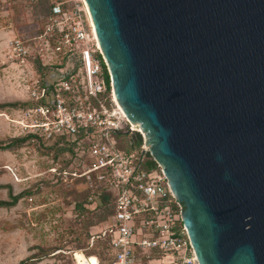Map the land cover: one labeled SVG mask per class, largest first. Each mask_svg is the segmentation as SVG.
Instances as JSON below:
<instances>
[{
  "label": "water",
  "instance_id": "water-1",
  "mask_svg": "<svg viewBox=\"0 0 264 264\" xmlns=\"http://www.w3.org/2000/svg\"><path fill=\"white\" fill-rule=\"evenodd\" d=\"M197 264H264V0H82Z\"/></svg>",
  "mask_w": 264,
  "mask_h": 264
},
{
  "label": "built area",
  "instance_id": "built-area-1",
  "mask_svg": "<svg viewBox=\"0 0 264 264\" xmlns=\"http://www.w3.org/2000/svg\"><path fill=\"white\" fill-rule=\"evenodd\" d=\"M48 4L43 29L31 45L19 37L7 43L4 57L9 63L23 64L30 58L47 67L42 77L34 72L24 83L25 99L32 104L11 121L43 142L58 139L70 145L67 167L60 171L50 167L51 174L64 181L78 179L114 199L112 214L97 232L89 233L90 244L94 239L105 242L103 257L78 249L58 250L50 257L66 255L69 264H197L160 166L149 154L155 166H144L148 152L143 133L122 114L111 95V83L104 80L83 1ZM46 52L56 62H43ZM122 135H138L142 142L119 152L113 137Z\"/></svg>",
  "mask_w": 264,
  "mask_h": 264
},
{
  "label": "rangeland",
  "instance_id": "rangeland-1",
  "mask_svg": "<svg viewBox=\"0 0 264 264\" xmlns=\"http://www.w3.org/2000/svg\"><path fill=\"white\" fill-rule=\"evenodd\" d=\"M48 3L49 0H0V43L6 44L10 38L19 37L31 45L32 38L44 25ZM5 51L1 53L0 82L15 80L11 84L15 93L8 98L6 88L0 84V103L23 102L26 100L24 83L34 77L32 59L25 58L23 64H12L4 57ZM50 56L46 52L43 62L55 60ZM24 108L0 109V144H11L9 150L0 151V201L8 200L7 189L10 194L30 192L17 197L10 208H0V264H17L18 261L22 264H54L55 261L69 264L66 255H50L71 249L97 253L104 241L94 239L90 244L89 233L102 227L110 208L98 205L97 189L87 187L78 179L64 181L48 171L50 167L56 171L65 170L63 162L67 155H61L53 162L50 155L53 151L42 148L40 140L10 142L26 136L25 128L11 121L19 119ZM113 139L117 151L124 153L130 149L128 135ZM43 143L48 146L50 141ZM87 201L89 204L84 211L73 207L75 203Z\"/></svg>",
  "mask_w": 264,
  "mask_h": 264
},
{
  "label": "trees",
  "instance_id": "trees-1",
  "mask_svg": "<svg viewBox=\"0 0 264 264\" xmlns=\"http://www.w3.org/2000/svg\"><path fill=\"white\" fill-rule=\"evenodd\" d=\"M48 7L49 4H47V12H48ZM46 12V13H47ZM46 15V14H45ZM44 22V21H43ZM43 26L40 28V31H42ZM56 35H54L50 40H51V46H54V39H55ZM59 55V54H58ZM60 56V55H59ZM61 61H64V56L61 57ZM31 65L33 66V70L36 74H38V76L42 77L43 74L45 73V71L47 70V67L45 66H41L39 61L37 59H33L31 60ZM102 69H103V76H104V80L107 83V85L109 86V79H108V75L107 72L104 68V65L102 64ZM107 86V87H108ZM32 104L31 101L29 100H24L22 101H11L10 103H0V109L3 108H9V107H28ZM39 141V145L43 148H46L48 150H52L53 152L50 154L51 155V159L53 162L57 161V159L59 158V156L61 155H67L70 154V145L62 140H55V141H51L48 146H46L47 144H44L43 141L41 139H39L37 136H33L31 134H26V136L20 137V138H15V139H11L10 142H14V143H28V142H33V141ZM129 141L131 143H129V148H138L139 144H141L142 140H140V138L138 137V135H136L133 138H129ZM11 144L6 143V144H0V151H7L10 149ZM146 156V160L144 163V166L146 168H151L155 166V163L149 158L148 153L145 154ZM67 160L64 159L63 164L65 166H63V168H66L70 159L67 157ZM80 183H82L80 181ZM83 184V183H82ZM74 192V191H73ZM22 194L28 195L30 192L28 190H25L23 192H21ZM22 194H10L9 189H7V197L8 200L7 201H0V208H10L11 206H13L16 201H17V197H19ZM99 199V204L100 207H104L107 206L110 208V212L108 214L109 217L112 214V209H113V204L112 201L114 200L110 194H108L107 192H101L98 195ZM89 204V202H82V203H75L73 205V207L78 210V211H84L87 208V205ZM99 241V240H98ZM100 242V241H99ZM102 242V241H101ZM103 243V242H102ZM99 246V244H98ZM105 251H107L105 242L103 244H100L99 248H97V253L95 252H91L92 254H95L96 256H98V258L103 257V255L105 254ZM23 262L18 261L17 264H22Z\"/></svg>",
  "mask_w": 264,
  "mask_h": 264
},
{
  "label": "crops",
  "instance_id": "crops-1",
  "mask_svg": "<svg viewBox=\"0 0 264 264\" xmlns=\"http://www.w3.org/2000/svg\"><path fill=\"white\" fill-rule=\"evenodd\" d=\"M11 39V38H10ZM10 41V40H9ZM7 43H8V41H7ZM7 43L5 44L4 42H1L0 43V47H2V48H0V62H1V60H2V52L4 51V50H6L7 49ZM17 74L18 73H16V76H17ZM14 82H15V80H14ZM14 82H9V80L8 81H6V82H4V81H1L0 82V84L2 85V87H4V88H6V95L8 96V98H10L12 95H14V87L11 85L12 83H14ZM22 94H23V92H22ZM7 103H10V102H7Z\"/></svg>",
  "mask_w": 264,
  "mask_h": 264
},
{
  "label": "bare ground",
  "instance_id": "bare-ground-1",
  "mask_svg": "<svg viewBox=\"0 0 264 264\" xmlns=\"http://www.w3.org/2000/svg\"><path fill=\"white\" fill-rule=\"evenodd\" d=\"M85 7V6H84ZM92 31H93V28H92ZM93 34H94V31H93ZM94 38H95V34H94ZM95 40H96V38H95ZM96 43H97V41H96ZM98 45V44H97ZM99 47V46H98ZM112 97H113V93H112ZM113 100H114V102H115V99H114V97H113ZM117 105V104H116ZM136 126V125H135Z\"/></svg>",
  "mask_w": 264,
  "mask_h": 264
}]
</instances>
